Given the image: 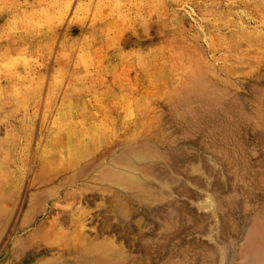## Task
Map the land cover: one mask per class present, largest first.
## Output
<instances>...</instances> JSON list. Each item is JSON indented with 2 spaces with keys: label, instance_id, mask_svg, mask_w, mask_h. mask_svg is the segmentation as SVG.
Instances as JSON below:
<instances>
[{
  "label": "rangeland",
  "instance_id": "obj_1",
  "mask_svg": "<svg viewBox=\"0 0 264 264\" xmlns=\"http://www.w3.org/2000/svg\"><path fill=\"white\" fill-rule=\"evenodd\" d=\"M262 53L264 0H0V183L13 172L24 178L10 222L8 213L0 217V264L51 261L31 257L19 244L11 250L9 242L37 225L17 231L43 152L52 156L75 129L103 137L102 148L116 145L120 155L138 148L158 165L180 158L175 175L186 190L175 189L169 199L184 212L164 225L152 212L135 209L129 219L138 232L127 236L99 231V217L107 213L97 206L103 199L60 198L39 217L46 219L41 234L60 229L54 219L66 217L64 208L83 205L87 240L81 245L120 249L124 264H264V123L256 113L264 108ZM195 69L206 71L204 82L194 101L183 104L176 91ZM235 118L246 134L248 162L245 174L238 169L239 180L232 155L238 147L228 136ZM19 153L23 161L9 168ZM193 165L201 171L192 173ZM204 188L218 203L216 218L197 207ZM179 225L181 232L170 233ZM59 229L48 236L61 235ZM74 229L66 225L64 232ZM140 230L153 241L151 256L133 237ZM162 243L169 250L164 255Z\"/></svg>",
  "mask_w": 264,
  "mask_h": 264
},
{
  "label": "bare ground",
  "instance_id": "obj_2",
  "mask_svg": "<svg viewBox=\"0 0 264 264\" xmlns=\"http://www.w3.org/2000/svg\"><path fill=\"white\" fill-rule=\"evenodd\" d=\"M204 72H206L204 69H195L190 71V74L185 77L184 82L180 85L182 89H177L176 91V94L179 96L178 100L181 103H192L196 95L200 93V87L205 79ZM259 99H261V97ZM261 102L262 100L260 103ZM256 113L259 121L264 123V108L261 112L259 111ZM232 114L236 115L233 109ZM231 123V126H234V128L231 127V136H228L231 137V140H233L234 144L232 142L231 143L235 145V148L236 146L238 147V149L233 150L232 155L234 159L233 162L240 164L237 169L235 168L234 172L235 179L239 180L241 177L243 179V174L246 173L248 168L246 167L248 164L247 158H245L246 150L242 148L244 145L241 140L246 134L244 130L241 131L242 122L239 123L238 119H233ZM253 125L256 127L255 124ZM159 138L158 141L155 140L154 142L158 144L159 142L161 143L162 139ZM66 140H68L67 144L64 147L59 148V150H56L52 156H46V151L43 152L44 155H42V157L46 160L39 161L37 164V167H39L36 172L37 174L28 185L27 190H33V194L32 196H29L28 200H26L23 204L25 206L26 215L24 214L22 216L17 227V231L23 230L26 225H29L30 223L37 225L35 228L33 227L34 229L31 228L33 229L31 233H28L23 237H12L9 242L11 250H13V246L15 244H19V248L22 249L23 252L26 251L27 248L31 251V257L36 259L49 257L51 261L47 264L127 263L128 259L125 255H123V251L115 249L114 247L111 248L108 244L90 246L88 244V246H82V242L87 240V235L85 234L83 228L86 225L84 223V217L88 212H86V207L82 205L84 207L83 208L79 205L80 203L78 204L79 206H75L73 208L72 206L74 205L68 204V206H70L63 209L64 216L66 217L61 220L54 219V224H58V226L61 225L59 226L60 229L57 227L61 235H57V237L53 236L52 238L48 236L52 234L54 230L57 232L58 229H54L52 231H49V229L45 231L43 230L44 235L41 234V230L46 228V219L45 217H39L47 214L49 210H52L54 206L57 205V201L60 198H71L73 201L74 199H80V202L81 200L85 202H94L97 197L103 199V202H101V204H97V206H104L105 209L103 208V212L107 211V213H101V217H99L101 218L99 223L100 227H98L99 231H115L116 234L121 233V235L126 234L127 236L137 231H134L136 227H134L133 220L129 219L135 209L141 208L144 212L145 210L149 211V213L152 212L160 219H163L164 225L170 216H175L173 213L176 212L177 215H180V213L184 212L182 205L177 204V202L173 199H169V197H174L173 193L175 189L181 192L186 190L184 189V183L180 181L179 176L175 175V172L179 171V163L181 161L180 158L174 159L171 162H166L163 165H158V161L154 160L153 156H151L147 151L145 152L138 148L130 150L126 153V155H120L114 149L116 148V145H114L115 147L102 148L103 144H105L104 138H97L92 134V132L86 131V129L73 130L66 136ZM216 142V140H213L211 143ZM143 149H145L144 146ZM172 149L174 150L175 147H172ZM22 154L23 153H19L11 156V161L9 160V168L14 169L20 162L23 161L24 157ZM238 154L241 157L237 156ZM241 158H243V160H241ZM238 169L244 170L241 177L239 172L240 170ZM200 171V165H193L191 167L192 173ZM16 173H10L7 180H2L0 183V217L3 216V213H8V223L11 220L13 210L20 201L19 194L22 189V179H24L21 177L20 172L18 175H16ZM203 173L204 172H202V174ZM158 177L162 179V182L160 186H154L153 181H157L156 179H159ZM191 177L195 182L199 181L196 180L194 175ZM174 184L176 185L174 186ZM191 184L195 183L191 182ZM209 184L210 183L208 182L207 185ZM95 187H98L95 191H91L90 193L83 192L91 188L94 189ZM77 189L80 191L76 192ZM165 189L168 190L166 191ZM204 191V197H202V199H198L199 201L196 202L197 207L199 209L207 210V212L211 214L212 218H216L218 203L213 192H211L208 188H204ZM234 197L235 196H232L231 202L239 206ZM170 206L174 207L172 208L173 210L166 212ZM202 218L204 219L205 217ZM139 221L140 220L138 218L137 222ZM260 223L264 226L263 222ZM66 225L69 228L74 226L75 229L73 231L67 230V232H64ZM181 227L182 225H179L170 233L179 232ZM208 235L212 239V233ZM89 237L88 239H90ZM133 237L138 240V243L140 244L139 248L151 256V247L149 248L150 251L147 250L150 243L153 242L150 241L151 238L146 237V233L142 230L139 231L138 236L134 235ZM166 237H168V234H165V238ZM74 240L82 242L80 244L77 241L76 243H72L75 242ZM29 241H32L31 244L28 243ZM158 249L163 255L166 254L165 251H169L166 243H162ZM246 249L248 250L250 247L247 246L245 251ZM110 251L115 253L117 252V255L115 257L111 256L109 253ZM140 257L141 256H139V258ZM150 258L148 257L147 259L149 260Z\"/></svg>",
  "mask_w": 264,
  "mask_h": 264
}]
</instances>
